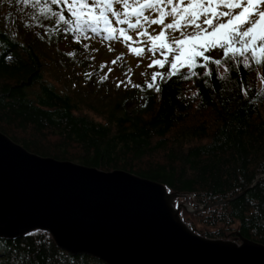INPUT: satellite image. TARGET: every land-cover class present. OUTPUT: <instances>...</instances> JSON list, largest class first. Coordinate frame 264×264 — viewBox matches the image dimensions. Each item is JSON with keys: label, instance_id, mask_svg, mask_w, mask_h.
<instances>
[{"label": "trees", "instance_id": "trees-1", "mask_svg": "<svg viewBox=\"0 0 264 264\" xmlns=\"http://www.w3.org/2000/svg\"><path fill=\"white\" fill-rule=\"evenodd\" d=\"M48 8L58 13L64 8L69 18L63 0L60 5L41 0L32 7L33 26L19 25L22 39L8 30L9 18L0 21V131L41 156L164 184L168 192L180 193L177 207L188 198L193 211L182 208L181 217L200 235L264 244V60L250 59L245 68L217 48L188 79L180 78L188 68L170 76L167 65L151 89L147 83L132 85L94 99L87 86L93 74H85V87L59 91L45 75L40 40L53 44L80 34L66 31ZM70 59L81 66L76 56ZM0 256V264H107L62 250L44 230L0 238Z\"/></svg>", "mask_w": 264, "mask_h": 264}, {"label": "water", "instance_id": "water-1", "mask_svg": "<svg viewBox=\"0 0 264 264\" xmlns=\"http://www.w3.org/2000/svg\"><path fill=\"white\" fill-rule=\"evenodd\" d=\"M178 196L128 171L32 153L0 131V238L44 230L62 250L107 264H264V244L192 230Z\"/></svg>", "mask_w": 264, "mask_h": 264}, {"label": "snow or ice", "instance_id": "snow-or-ice-1", "mask_svg": "<svg viewBox=\"0 0 264 264\" xmlns=\"http://www.w3.org/2000/svg\"><path fill=\"white\" fill-rule=\"evenodd\" d=\"M20 2L27 5L29 0ZM50 3L60 5L61 0ZM63 3L69 12L68 19L63 15L64 8L59 13L51 8L47 11L64 23L66 31L79 33L84 39H90L91 32L109 41L143 44L153 57L148 67L163 68L168 64L170 76L180 75L183 68L189 71L180 75L181 79L197 75L194 69L202 66L199 61L212 60L206 53L217 48L223 50L225 59L230 57L245 68L249 67L250 59L256 64L264 60V0H71V3L63 0ZM40 4L41 0H33L32 7ZM114 23L126 27L116 28ZM152 26H160V30L150 32ZM130 33L135 34V39ZM131 51L142 57L145 48L133 47ZM157 53L163 59L155 58ZM214 64L220 66L221 60H214ZM157 77L163 79V74L154 72L148 89ZM155 90L159 92L160 88ZM241 93L247 94V89L242 87Z\"/></svg>", "mask_w": 264, "mask_h": 264}, {"label": "rangeland", "instance_id": "rangeland-1", "mask_svg": "<svg viewBox=\"0 0 264 264\" xmlns=\"http://www.w3.org/2000/svg\"><path fill=\"white\" fill-rule=\"evenodd\" d=\"M16 3L13 4V0H0V21L9 18L8 30L16 33L22 39L23 35L18 28L21 24L24 25L23 28L33 26L32 6L29 3L25 6H18ZM110 19L112 18L110 17ZM113 26L116 28L126 27L115 23ZM153 30L159 31L160 26H152L149 29L150 32ZM130 34L135 39V34ZM32 36L35 40L37 39L36 34H32ZM42 36L47 39L45 29ZM88 36L90 39H84L79 35L80 38L74 40L66 34L61 40L53 44H49L47 40H40L39 49L44 62L45 75L59 91H67L76 87L83 88L87 84L85 74H93V79L87 86L91 91L90 96L97 99L98 96H105L108 91L115 93L114 90L117 88L121 90L134 84L151 82V76L154 72H161L163 77L166 74L168 64L163 68L159 66L148 67L153 57L143 44L109 41L104 36H97L91 32L88 33ZM79 44L81 47L78 48ZM133 47H144V55L137 57L131 51ZM73 55L82 62L79 64L81 65L79 68L71 62L70 57ZM155 58L163 59L159 53ZM168 59L171 60L172 57L169 56ZM113 60L116 61L115 64L112 63ZM102 79L105 80V85L101 84ZM159 80L161 78L157 77L156 82ZM117 84L120 86L118 87ZM184 206L190 211L193 210L188 198H185Z\"/></svg>", "mask_w": 264, "mask_h": 264}]
</instances>
